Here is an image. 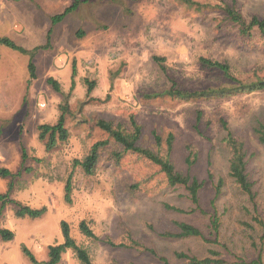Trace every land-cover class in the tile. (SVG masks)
Returning a JSON list of instances; mask_svg holds the SVG:
<instances>
[{
    "label": "rangeland",
    "instance_id": "rangeland-1",
    "mask_svg": "<svg viewBox=\"0 0 264 264\" xmlns=\"http://www.w3.org/2000/svg\"><path fill=\"white\" fill-rule=\"evenodd\" d=\"M195 1L200 6L179 0H80L76 9L53 24L52 17L75 0H0V36L28 51L0 43V168L17 172L23 148L26 166L31 168L14 179L0 176V192H6L12 182L11 198L33 207L47 206L46 213L36 219L17 217L12 203L5 207L0 226L11 229L14 236L0 237V264H34L24 246L39 261L46 260L48 245L63 242L62 220L88 249L94 264H163L162 258L176 263L181 261L179 252L205 256L210 249L221 253L225 264H253L255 243L263 251L264 264V241L260 242L264 227L245 224L252 220V203L228 175L220 122L225 118L249 147L247 169L264 220V145L251 131L252 124L264 116V90L210 101L165 95L173 83L195 90L226 80L220 70L204 66L201 57L228 62L243 80L264 76V37L257 28L251 36H243L215 8L232 0ZM236 3L247 20L264 16V0ZM51 28V48L34 51L49 41ZM32 55L35 78L28 70ZM154 56L164 57L163 65ZM50 76L58 80L61 92L48 83ZM64 95H69V137L47 150L38 137V125L57 122ZM198 111L203 135L194 127ZM132 114L143 126L144 146L157 149L154 130L163 136L176 135L173 157L184 172L188 171L186 144L197 145L200 157L190 173L206 182L200 193L203 208L210 210L216 183L224 179L223 192L216 199L221 215L219 241L165 236L164 232L177 231L175 221L196 224L208 235L209 219L199 210L191 211L194 206L183 186L168 185L158 167L136 154L121 152L122 147L113 141L101 152L93 174L75 165L96 141L109 138L96 126L98 119L128 123ZM208 169L214 177H209ZM71 173L68 202L65 184ZM81 220L100 239L83 235ZM134 241L140 246H119ZM60 264L82 263L68 250Z\"/></svg>",
    "mask_w": 264,
    "mask_h": 264
},
{
    "label": "trees",
    "instance_id": "trees-1",
    "mask_svg": "<svg viewBox=\"0 0 264 264\" xmlns=\"http://www.w3.org/2000/svg\"><path fill=\"white\" fill-rule=\"evenodd\" d=\"M190 6H200L195 0H179ZM237 0H232L225 5H215V8L223 11L224 15L230 22L237 25L239 32L243 36H251L252 30L257 28L262 36L264 37V16L253 15L249 20H247L242 12L237 6ZM80 0H75V2L68 6L63 13L57 14L52 17L53 24L62 20L67 13L73 11L77 8ZM51 33L52 28L49 30L48 42L45 45H40L35 47L34 51L40 48L48 49L51 48ZM81 30L79 34H82ZM0 43L11 46L21 52H28L27 49L19 46L10 38H5L0 36ZM33 51V52H34ZM161 65L164 57L154 56ZM201 63L204 66L216 68L220 70L225 76V81L217 86H207L195 90H186L177 87L176 83H173L172 87L165 92V95L173 99H179L184 101H210V100H220L225 98L234 97L237 95L248 94L253 92H259L264 90V76H258L253 79L243 80L238 78L232 71V67L228 62H223L220 60H214L207 57H201ZM28 70L30 76L36 77V65L34 62V56H31V60L28 64ZM76 74V67L74 66L73 75ZM48 83L53 86V88L61 92V85L57 79L50 76L48 78ZM92 90V85H90L89 91ZM69 95H64V101L60 105V116L56 123H43L38 125V137L41 141L45 142L47 150L54 149L60 142H64L69 137V131L66 127V115L70 112L69 105ZM202 118V112L198 111L197 123L195 124V129L200 134H204L200 128V121ZM222 129L225 132L223 138V143L228 156V175L234 180L237 188L243 194H246L252 203L251 211L252 220L246 221L245 224L249 228H254V225L264 227V220L259 211L258 204L256 202V192L254 191V183L251 181L247 169L248 164V152L249 147L246 144L245 139L233 132L229 126L228 121L225 118L220 120ZM96 126L101 130L105 131L109 138L101 139L96 141L90 148L88 154L82 160H75V165H80L87 174H93L99 163L100 155L103 150H105L111 141L121 146V152L123 153H133L139 157L145 159L148 163L159 168V171L164 175L165 181L168 185L183 186L187 192L188 197L194 206L191 211L199 210L200 213L207 216L209 219L208 223V235L204 233L203 229L193 223L186 221H175L177 231H167L164 232L165 236L172 238H184L197 236L201 237L208 243H215L219 241L220 238V227H221V215L218 210L216 199L223 192L224 179L220 178L216 183L215 197L211 202L210 210H207L201 206V196L200 193L205 186V181L200 180L198 177L193 176L190 170L199 160L200 150L197 145L193 143L186 144L187 155L185 157V163L188 167V171L184 172L177 168L175 164V159L173 157V150L175 147L176 135L173 132H169L166 136L157 133L156 130L152 131V135L155 140L157 149H153L148 146H144L141 143L143 126L137 121L136 117L132 114L129 117L128 123L121 120L114 119H104L100 118L96 121ZM252 134L258 140L259 143L264 145V116L258 118L251 127ZM118 158L122 156V153L117 152ZM27 153L23 148L20 169L14 172L6 167L0 168V176L3 178L11 177L12 179L22 175L25 170L27 172L31 171L30 167L26 166ZM209 170V169H208ZM72 173L69 175L65 184V199L71 202V192H72ZM209 177H214L213 171H208ZM12 182L9 183L8 190L6 192H0V215L2 214L5 207L12 203L15 207V215L17 217H29V218H40L47 211V206L33 207L25 204L19 200L11 198ZM175 211L185 212L184 209L177 207L175 205H167ZM80 231L86 237L93 240L100 239L99 236L94 232V230L89 226L86 220H81L79 224ZM61 230L63 234V242L53 243L48 245L47 259L44 261H39L36 255L31 249L24 246L23 250L29 257L31 262L34 264H60L63 255L68 251L72 250L77 258L82 264H94L91 260L89 251L87 248L79 244L76 238L71 234V228L66 220L61 221ZM14 236V232L6 227L0 226V237L3 240H10ZM264 234L260 237V242L263 244ZM106 242L111 246H117L111 239H107ZM257 258L253 260V264H263L262 263V253L259 244L255 243ZM119 246L125 247H135L140 246L138 242L134 241L132 243H120ZM221 253L210 249L208 254L205 256H197L188 254L185 252L177 253V257L181 260L180 262L173 263L165 258H162L163 264H225L226 261L221 259ZM113 264H118L114 262Z\"/></svg>",
    "mask_w": 264,
    "mask_h": 264
}]
</instances>
